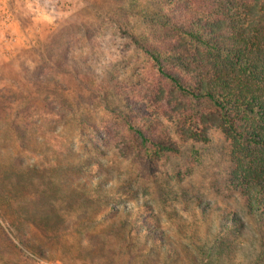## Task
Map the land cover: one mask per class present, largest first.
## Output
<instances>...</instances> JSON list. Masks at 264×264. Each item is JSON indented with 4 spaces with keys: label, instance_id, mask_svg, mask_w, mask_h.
<instances>
[{
    "label": "rangeland",
    "instance_id": "1",
    "mask_svg": "<svg viewBox=\"0 0 264 264\" xmlns=\"http://www.w3.org/2000/svg\"><path fill=\"white\" fill-rule=\"evenodd\" d=\"M150 4L0 0V95L14 107L24 104L21 132L11 125L16 117L0 116V264H36L33 256L62 264H146L154 251L146 233L155 228L159 244L183 248L179 264H192L199 243L209 264H264V232L230 185L229 142L219 129L209 130L206 144L165 155L154 179L141 177L115 145L128 109L111 85L150 89L159 79L130 37L149 29L139 16L150 15ZM64 53L68 64L59 70L51 58ZM37 75L44 76L36 81ZM48 78H59L62 88ZM34 167V175L50 176L64 214L90 205L92 217L58 229L28 221L22 210L37 201L28 172ZM232 214L244 225L224 234L223 218ZM154 253L162 259L156 264H176L164 260L165 248Z\"/></svg>",
    "mask_w": 264,
    "mask_h": 264
},
{
    "label": "trees",
    "instance_id": "2",
    "mask_svg": "<svg viewBox=\"0 0 264 264\" xmlns=\"http://www.w3.org/2000/svg\"><path fill=\"white\" fill-rule=\"evenodd\" d=\"M150 6L149 16H139L149 29L130 37L159 79L150 89L111 85L128 109L116 131L120 136V143L115 144L118 151L136 164L141 177L154 179L165 155L179 154L188 143L206 144L209 130L219 129L229 142L230 185L243 201L246 216L264 232V0H151ZM54 57L56 68L60 70V64L66 68L65 53ZM22 69L26 71L27 66ZM48 79L62 88L59 78ZM49 96L50 92H45L46 103L51 102ZM7 100L11 101L0 95V116L16 117L11 125L21 132L18 120L24 104L14 107ZM105 132L110 137L111 129ZM28 170L36 179L33 192L37 194L32 209L22 210L28 221L43 228L61 224L67 228L70 222L92 217L90 205L73 215L64 214L56 203L50 176L34 175L35 167ZM14 177L21 182L20 176ZM199 204L202 214L206 213V206ZM243 225L241 215H227L220 231L233 233ZM146 236L151 250L165 248L164 260L179 264L183 248L159 244L161 235L156 228ZM221 244L220 250H230ZM195 248L192 264H209L202 256L208 249L200 243ZM154 251L147 255L146 264L162 260ZM262 255L260 251L258 257Z\"/></svg>",
    "mask_w": 264,
    "mask_h": 264
},
{
    "label": "built area",
    "instance_id": "3",
    "mask_svg": "<svg viewBox=\"0 0 264 264\" xmlns=\"http://www.w3.org/2000/svg\"><path fill=\"white\" fill-rule=\"evenodd\" d=\"M33 258L36 264H62L58 260H49V259L39 258V257H34V256Z\"/></svg>",
    "mask_w": 264,
    "mask_h": 264
}]
</instances>
